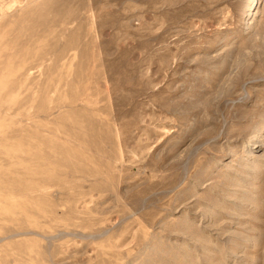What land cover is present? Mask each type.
Wrapping results in <instances>:
<instances>
[{
  "label": "rangeland",
  "instance_id": "rangeland-1",
  "mask_svg": "<svg viewBox=\"0 0 264 264\" xmlns=\"http://www.w3.org/2000/svg\"><path fill=\"white\" fill-rule=\"evenodd\" d=\"M0 264H264V0H0Z\"/></svg>",
  "mask_w": 264,
  "mask_h": 264
},
{
  "label": "bare ground",
  "instance_id": "bare-ground-1",
  "mask_svg": "<svg viewBox=\"0 0 264 264\" xmlns=\"http://www.w3.org/2000/svg\"><path fill=\"white\" fill-rule=\"evenodd\" d=\"M258 2V1H257ZM255 6V5H254ZM251 8V7H250ZM253 14V13H252ZM252 17V16H251ZM257 146H262V145H257Z\"/></svg>",
  "mask_w": 264,
  "mask_h": 264
}]
</instances>
